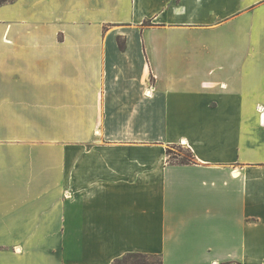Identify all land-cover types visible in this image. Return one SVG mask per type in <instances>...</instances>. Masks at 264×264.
Wrapping results in <instances>:
<instances>
[{"label": "crops", "instance_id": "crops-1", "mask_svg": "<svg viewBox=\"0 0 264 264\" xmlns=\"http://www.w3.org/2000/svg\"><path fill=\"white\" fill-rule=\"evenodd\" d=\"M132 253L264 264V0L0 2V264Z\"/></svg>", "mask_w": 264, "mask_h": 264}, {"label": "trees", "instance_id": "trees-1", "mask_svg": "<svg viewBox=\"0 0 264 264\" xmlns=\"http://www.w3.org/2000/svg\"><path fill=\"white\" fill-rule=\"evenodd\" d=\"M0 2H2V0H0ZM187 154H183V156H181L180 158H177L176 156L175 161L177 163H189L192 161L193 155L190 149L187 150ZM157 256V255H156ZM134 257L135 260H129V258ZM136 257H142V258H147V257H151V255H146V254H142V253H132V254H127L125 255L122 259L118 260L117 262L119 263H129V264H160L161 263V259L159 256L158 260L156 262L154 261H147V260H137Z\"/></svg>", "mask_w": 264, "mask_h": 264}, {"label": "rangeland", "instance_id": "rangeland-1", "mask_svg": "<svg viewBox=\"0 0 264 264\" xmlns=\"http://www.w3.org/2000/svg\"><path fill=\"white\" fill-rule=\"evenodd\" d=\"M189 148H186L182 145H174L172 146L171 148H169L167 150V155H168V159L171 161V162H174L175 161V156L177 158H180L181 156H183V154H187V150ZM137 260H147V261H154L156 262L158 260V257L157 256H151V257H147V258H142V257H136ZM129 260H135L134 257L132 258H129Z\"/></svg>", "mask_w": 264, "mask_h": 264}, {"label": "bare ground", "instance_id": "bare-ground-1", "mask_svg": "<svg viewBox=\"0 0 264 264\" xmlns=\"http://www.w3.org/2000/svg\"><path fill=\"white\" fill-rule=\"evenodd\" d=\"M150 92V90H146V93L148 94Z\"/></svg>", "mask_w": 264, "mask_h": 264}]
</instances>
